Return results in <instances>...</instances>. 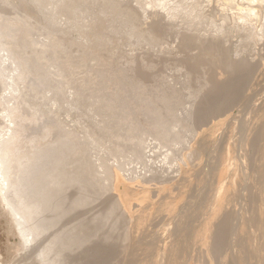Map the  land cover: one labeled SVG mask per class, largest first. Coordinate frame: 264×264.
<instances>
[{
    "label": "bare ground",
    "instance_id": "obj_1",
    "mask_svg": "<svg viewBox=\"0 0 264 264\" xmlns=\"http://www.w3.org/2000/svg\"><path fill=\"white\" fill-rule=\"evenodd\" d=\"M120 255L264 264V0H0V264Z\"/></svg>",
    "mask_w": 264,
    "mask_h": 264
},
{
    "label": "rangeland",
    "instance_id": "obj_2",
    "mask_svg": "<svg viewBox=\"0 0 264 264\" xmlns=\"http://www.w3.org/2000/svg\"><path fill=\"white\" fill-rule=\"evenodd\" d=\"M45 87H46V86H44L43 88L41 87L40 90H43ZM60 112H61V111H60ZM60 112H59V113H60ZM62 112H63V111H62ZM73 112H75V111H73ZM63 114H64V112H63V113H60V115H56V116H55V115H54V116H53V115H50L49 117H50V119H51L52 121H57V120L63 121L64 118H65ZM77 114H78V113H77ZM79 114H80V113H79ZM62 115H63V116H62ZM58 116H60L59 119H56V120H55L54 117L57 118ZM49 117H48V119H49ZM44 118H45V117H44ZM44 118H42V123H43V124H44V123H47V121H48V120H46V122H45V119H46V118H45V119H44ZM43 119H44V121H43ZM51 120H49L48 123H49ZM39 122H41V120H40ZM39 122H38V123H39ZM38 123L35 124L34 126H30V128H29V132H28L29 135H34V134L36 135L37 132L39 133V131L41 130L43 124L40 123V124L42 125V126H41V125L38 124ZM50 123H51V122H50ZM39 128H40V129H39ZM34 132H35V133H34ZM12 241H14V239H13ZM122 255H123V254H122ZM122 255H120V257H118V260H119V261H118L117 259H115V258H117V257H115V258L112 260L113 262L111 261V263H112V264H114V263H115V264H116V263H117V264H118V263H119V264H124L125 257H123L124 255H123V256H122ZM118 256H119V255H118ZM119 258H120V259H119ZM123 258H124V260H121V259H123ZM116 260H117V261H116ZM114 261H116V262H114ZM120 261H121V263H120ZM20 263L23 264V262H20ZM82 263H83V262H82ZM80 264H81V263H80Z\"/></svg>",
    "mask_w": 264,
    "mask_h": 264
}]
</instances>
